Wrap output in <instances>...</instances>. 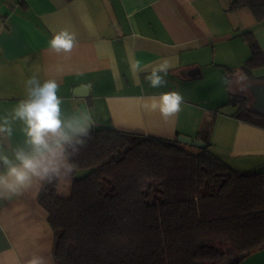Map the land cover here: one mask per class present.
<instances>
[{
	"label": "crops",
	"instance_id": "crops-1",
	"mask_svg": "<svg viewBox=\"0 0 264 264\" xmlns=\"http://www.w3.org/2000/svg\"><path fill=\"white\" fill-rule=\"evenodd\" d=\"M232 1L0 0V116L26 98L25 82L36 74L41 82H59L63 117L90 115L91 130L112 124L171 140L184 135L206 142L238 171H264V127L235 118L236 107L228 104L231 93L250 94L252 84L264 79L258 74L264 67L252 71L255 80L246 76L243 91L230 92L221 80L224 73L243 72L252 55L243 33L251 31L264 52V22L249 8L230 9ZM63 28L78 39L68 56L47 50ZM164 59L172 68L159 88L130 68L132 60L154 67ZM81 85L89 86L88 94L74 95ZM167 91L180 92L184 101L177 114L164 119L145 104ZM21 128L13 122L10 145L23 142ZM84 173L59 182L57 195L69 198L74 178ZM40 192L34 187L11 202L0 201V264H26L33 255L55 264L54 231ZM243 264H264V246L244 255Z\"/></svg>",
	"mask_w": 264,
	"mask_h": 264
},
{
	"label": "trees",
	"instance_id": "trees-1",
	"mask_svg": "<svg viewBox=\"0 0 264 264\" xmlns=\"http://www.w3.org/2000/svg\"><path fill=\"white\" fill-rule=\"evenodd\" d=\"M238 8L264 22V0H233ZM243 37L252 55L241 68L255 80L264 52L251 31ZM228 104L235 118L264 127L252 91L231 93ZM178 136L91 130L72 157L85 173L71 196L59 197L57 183L38 197L55 264H243L264 246V171H238L208 147L191 152Z\"/></svg>",
	"mask_w": 264,
	"mask_h": 264
},
{
	"label": "clouds",
	"instance_id": "clouds-1",
	"mask_svg": "<svg viewBox=\"0 0 264 264\" xmlns=\"http://www.w3.org/2000/svg\"><path fill=\"white\" fill-rule=\"evenodd\" d=\"M133 15L135 12L129 13L130 20ZM77 43L76 33L63 28L52 35L47 50L68 56ZM130 68L137 76L144 73L150 86L159 88L167 83L172 63L164 59L152 67L140 60H132ZM221 80L228 91L235 90L234 83L240 85L239 90L243 91V82L247 77L242 71H235L224 73ZM25 85L26 98L20 100L9 115L0 116V201L11 202L34 187L43 190L48 185L55 186L70 180L75 172L72 157L91 138L93 123L90 115L83 120L63 117V100L58 96L59 82L55 78H46L41 82L33 74ZM183 101L180 92L167 91L154 97L145 107L158 111L164 119H168L181 110ZM15 121L22 124L24 139L21 144L12 146L8 141L13 136ZM26 264H45V258L33 255Z\"/></svg>",
	"mask_w": 264,
	"mask_h": 264
},
{
	"label": "water",
	"instance_id": "water-1",
	"mask_svg": "<svg viewBox=\"0 0 264 264\" xmlns=\"http://www.w3.org/2000/svg\"><path fill=\"white\" fill-rule=\"evenodd\" d=\"M88 85H81L74 88L73 93L74 95H87L88 94ZM251 91L254 97V105L257 109H260L262 112H264V82L258 83L255 85H252ZM101 128L106 130H114V126L112 124H101ZM178 140L182 143L191 144L197 148L205 149L208 147V144L206 142H203L202 140L179 135Z\"/></svg>",
	"mask_w": 264,
	"mask_h": 264
},
{
	"label": "rangeland",
	"instance_id": "rangeland-1",
	"mask_svg": "<svg viewBox=\"0 0 264 264\" xmlns=\"http://www.w3.org/2000/svg\"><path fill=\"white\" fill-rule=\"evenodd\" d=\"M261 72H259L258 74H262V75H264V68H262V70H260ZM233 88L235 89L233 92H238V91H240L238 88H236V86L234 85L233 86ZM184 145V147H186V148H195V146H193V145H191V144H187V143H183ZM190 151V150H189ZM198 152V151H197ZM225 247H228V245H226Z\"/></svg>",
	"mask_w": 264,
	"mask_h": 264
}]
</instances>
